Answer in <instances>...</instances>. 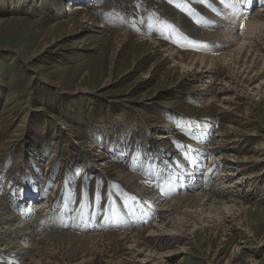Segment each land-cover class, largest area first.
I'll return each instance as SVG.
<instances>
[{
	"label": "rangeland",
	"instance_id": "374dc122",
	"mask_svg": "<svg viewBox=\"0 0 264 264\" xmlns=\"http://www.w3.org/2000/svg\"><path fill=\"white\" fill-rule=\"evenodd\" d=\"M197 1L189 0L200 12ZM253 4L258 10L264 8V0ZM76 5L91 6L77 16L70 10ZM254 8L246 14L248 18ZM241 9L245 11L243 4ZM170 11L186 15L175 6V0H0V200L14 213L22 205L34 208V220L39 221L41 231L50 232L52 228L86 235L125 232L155 223L156 213H149L144 221L120 218L126 212L138 217L144 201L115 172H104L99 161L104 154L112 164L141 176L152 191L186 179L192 184L186 194L214 186L206 187L186 173L194 167L189 158L201 160L207 182L213 171L216 179L220 175L215 166H209L210 158L233 155L229 162L233 176L228 183L240 178L242 182L231 194L252 209L238 211L226 225L211 219L206 227L200 224L195 228L186 221L182 243L175 242L179 237L174 232L157 237L165 241L158 249L162 256L159 261L264 264V246L258 244L264 241V172L255 177L264 169L260 158L264 149H257L264 145V100L260 101L261 95L251 93L246 85L237 84L224 70L220 80L227 91L218 99L227 101L225 105L223 101L218 106L216 102H212L214 106L202 102L196 88L207 75L196 82L193 77L188 80L184 71L168 69L171 59L164 61L161 53L152 55L154 48L147 43L137 42V37L152 35L180 52H203L181 47L173 42L174 34L160 26L158 22L164 21L178 29ZM107 13H113L111 19L105 18ZM84 15L89 18L82 20ZM90 18L100 25L106 23L110 31L133 36L118 50L119 36L109 31L93 33ZM261 34L264 30L255 40L263 46ZM91 37L98 43L91 42ZM100 38H105L107 46L100 44ZM114 60L117 63L110 81ZM218 134L225 136L217 145L220 150L209 152V156L202 149L208 154L202 151L200 159L193 146L209 148ZM167 135L170 138L162 139ZM252 157L260 161L257 167L243 163ZM26 192L37 200L29 203L30 207L22 200ZM65 205V215L71 213L69 208L72 217L84 214L83 223L86 220L94 232L62 228L58 221L62 217L61 221L67 222L61 216ZM40 206H44L43 211ZM94 248L90 263L108 264L101 254L104 251ZM123 251L118 253L125 254ZM125 256L126 262L133 264L130 256ZM2 261L0 264H7Z\"/></svg>",
	"mask_w": 264,
	"mask_h": 264
},
{
	"label": "bare ground",
	"instance_id": "6f19581e",
	"mask_svg": "<svg viewBox=\"0 0 264 264\" xmlns=\"http://www.w3.org/2000/svg\"><path fill=\"white\" fill-rule=\"evenodd\" d=\"M212 2L220 15L212 12L207 7L205 8L203 6L201 8V3H199V1L195 4L200 13L205 16L207 20L209 19L208 21L211 19L210 23L205 26L192 25L191 19L189 20L184 14L179 15L173 12L176 11L174 9L169 12L171 13V21L178 26L181 33L189 38H193V40L210 45L208 48H202L201 50H203V52L190 51L183 53L170 45H164L156 39H153L152 35H142L145 36L146 39L137 37V42L142 44L147 43L150 47L154 48L152 55L161 53L164 61L171 59V65L168 69L184 71L188 75V80L190 77H193V82H196L200 80L203 75H207L206 81L199 86V88H196L199 100L202 102L209 103L210 105L215 104L212 102H216L218 106L223 101L224 103H222V105H225L227 101L218 99L220 98L221 92L227 91L226 86L223 85V79L220 80V77L224 75L222 74L224 70L227 71V74L232 76L230 78L237 81V84L240 82L242 86L246 85L251 93L255 94L257 97L261 95L260 101H263L264 45L262 46L255 39H257L256 35L264 30V8L258 10V8L255 7V12L248 18L246 14H243L244 11L241 9L240 5L238 6L240 14L231 15L232 10L225 8L219 3V0H212ZM88 6L91 5H76L70 10H73L72 12H75V15L80 16ZM250 10L251 8L248 9V11ZM86 18H89L88 15L82 16V20ZM90 21L93 23L89 24L92 25L93 33L103 34L105 31H109L110 33L112 32L111 34H117L119 36L118 50L126 42H129L133 36L129 32L110 31L106 23L100 25L98 22L96 23L94 19L91 20V18ZM83 23L86 22L83 21ZM242 25L243 27H241ZM142 31L144 30L142 29ZM93 39L95 38L91 37V42L98 41V39L95 41ZM100 39V44L104 43V46H107L105 38ZM93 49H97V46H94ZM116 63L117 62L114 60V62L110 64V81L113 78L112 75L114 74ZM183 75L184 74H182V76ZM219 80L221 83L217 82ZM166 127L170 128V125H166ZM252 136H254V134ZM218 137L219 140L217 139ZM224 137L223 134H218L215 142L209 148H204L202 144L198 145L197 148L193 146V148L198 150L199 158L201 157L202 151L207 153L206 150L208 153L216 154L214 151L219 149L217 145L222 144V139ZM165 138L170 137L169 135L162 136V139ZM94 147L95 145L92 146V148ZM257 149H264V145L261 144V147H257ZM210 153L209 156H211ZM202 157L200 159H202ZM230 157H233V155L227 156L220 154L210 158L211 161L209 162V166H215L218 174H220L217 179L216 175H214V171L208 175L206 187L213 184L214 186L212 189H205L201 192L197 191L195 194L188 192L170 201L163 198L159 192L155 190L152 191L151 185L148 183L144 184L141 176L137 173L126 171V168H121L112 164L108 155L104 154L99 159L101 162L100 166L103 168L104 172H115L119 180L124 183L127 188L135 190L138 196L144 201L143 207L147 209L145 210L144 208L146 215L143 211V214H138V217L134 215V219L143 221L145 218L147 219L149 213H156L157 218L155 223L149 224V226L146 227L142 225L141 227L144 228L138 227L139 229L127 230L125 232L93 233L92 235H86L73 231H55L54 229L52 230V228L50 232L45 230L41 231L40 223H38L39 221L34 220L35 218L28 219L26 217V213L30 211V209L26 208L25 205H22L21 208L18 207L19 212L14 213L0 200V260L3 259L2 262H7V264H91L90 260H92L95 251L92 250V247H95L94 249H97L96 252H98V250L104 251V254H101L108 264H114V261L117 262V264H128L126 262L128 259H125V255L130 256L129 258L133 260V264H144L149 262L161 264L159 260L162 256L158 252V249L160 245L162 246L165 244V241L157 237L161 238L167 234V232H174V236L176 235V237H179L175 239V242L182 243V229L187 222H192L191 224L194 225L195 228L200 227V224L205 225L206 223H210L211 219H214L215 223L226 225L225 223L229 222L230 219L234 220V216L240 211L247 212L252 209L250 206L246 205L244 201H241L239 197H236V194H231L235 188L238 189L239 186L237 187V185L240 184L242 180L240 178L235 183H228L230 176H233V173H230L231 170L229 169L232 167L229 163L232 161ZM252 158L251 160L245 158L243 163H254L253 165L257 167L260 161L257 160L258 158ZM260 158H262L261 162H264V156ZM233 159H236V157ZM196 164L197 160H195L194 165ZM193 172L194 167H192V170L186 171L188 175H193V177H196L198 180V175L202 173L201 170L195 168V172ZM260 172L255 176L256 178L264 172V169L260 170ZM201 176L202 178L198 181L204 182L207 174L203 172ZM46 204H48V202ZM43 207L44 206L41 207L42 211ZM120 217L126 219L128 215H120ZM81 218H84V214ZM61 220L62 217L58 223ZM167 220H169V223L166 222ZM66 221L70 223L67 218ZM168 225L170 226L169 229H167ZM258 244L259 247H262L264 246V241ZM100 246L102 247L101 250ZM238 248L239 247H236L234 249L235 254ZM120 249L125 250L123 251L125 254H119L118 251ZM122 257H124V259Z\"/></svg>",
	"mask_w": 264,
	"mask_h": 264
},
{
	"label": "snow or ice",
	"instance_id": "6c2138e0",
	"mask_svg": "<svg viewBox=\"0 0 264 264\" xmlns=\"http://www.w3.org/2000/svg\"><path fill=\"white\" fill-rule=\"evenodd\" d=\"M170 2H173V0H170ZM199 3L205 5L217 15H220V13L217 12L212 0H199ZM219 3L222 4L225 8L231 9V15H239L240 11L238 6L240 4L250 3V0H219ZM175 6L180 9L183 13H185L188 17H190L199 26H205L210 23V21H208L205 16H203L200 12L196 11L193 7H191L189 0H175ZM104 15L106 19H111L113 13H107ZM115 15L119 16L118 13ZM120 19L122 20L123 18L120 17ZM158 23L162 28L167 29L174 34L173 42L178 43L181 47L187 45L191 46L196 50L210 47V45L208 44L193 40L185 36L183 33H180L178 29H175V26L167 22L160 21ZM150 27H152V25H150ZM241 27H243V25ZM189 160L191 163H195L194 159L189 158Z\"/></svg>",
	"mask_w": 264,
	"mask_h": 264
}]
</instances>
